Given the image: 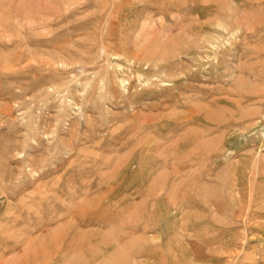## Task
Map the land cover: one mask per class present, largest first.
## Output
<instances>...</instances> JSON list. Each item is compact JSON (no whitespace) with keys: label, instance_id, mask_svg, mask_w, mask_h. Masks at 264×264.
<instances>
[{"label":"rangeland","instance_id":"obj_1","mask_svg":"<svg viewBox=\"0 0 264 264\" xmlns=\"http://www.w3.org/2000/svg\"><path fill=\"white\" fill-rule=\"evenodd\" d=\"M0 264H264V0H0Z\"/></svg>","mask_w":264,"mask_h":264}]
</instances>
